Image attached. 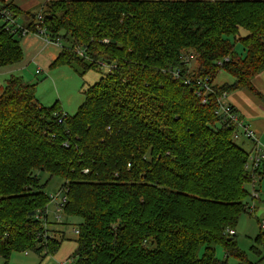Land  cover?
Masks as SVG:
<instances>
[{
	"label": "trees",
	"instance_id": "trees-1",
	"mask_svg": "<svg viewBox=\"0 0 264 264\" xmlns=\"http://www.w3.org/2000/svg\"><path fill=\"white\" fill-rule=\"evenodd\" d=\"M1 6L35 29L34 15ZM45 6L43 26L52 40L71 44L51 68L75 62L110 70L73 116L59 103L38 104L36 85L22 77L0 87V258L8 264L13 253L59 251L63 241L45 228L51 197L39 176L48 174L65 181V216L82 221L74 264H227L217 258L218 247L247 264L226 232L250 213V154L235 143L240 127L216 112L225 95L244 89L259 95L253 80L264 72V0H47ZM6 26H0V70L24 59L23 37ZM76 47L87 57H78ZM221 72L236 82L213 85ZM187 80L212 83L205 105ZM255 244L264 248L262 230Z\"/></svg>",
	"mask_w": 264,
	"mask_h": 264
},
{
	"label": "rangeland",
	"instance_id": "rangeland-1",
	"mask_svg": "<svg viewBox=\"0 0 264 264\" xmlns=\"http://www.w3.org/2000/svg\"><path fill=\"white\" fill-rule=\"evenodd\" d=\"M36 1L38 3L44 4L40 10H37V6L30 9L31 14H33L34 16L38 15L40 12H43V10L45 9L44 7H47L45 6L47 2L46 0ZM19 25L23 26V24L21 23H19ZM34 35L35 34H28L27 37L25 36V38L21 40V45L24 50V59L22 63L16 66V69L17 67H19L18 69H20V71L13 73V75L15 77H22L25 82L36 85V102L38 104H41L44 107H52L54 104L59 103V105L62 107L63 113L73 116L77 112L78 108L84 103L85 92L90 87L97 84L103 77V75L109 72L110 68L106 67L100 68L98 70H84V68L80 64L75 62L71 66L51 68L49 65L53 62V60H55V58H57L62 48H70L71 44L68 42L66 43V41L62 40L60 46H56L54 44L48 45L46 44L47 42L44 39L34 40ZM246 35L247 32L242 31V36ZM42 49L43 51L40 52ZM241 49L237 47V50L239 52L241 51ZM37 53H39V56L35 61L33 60V58ZM86 63L89 64L88 61H86ZM192 66L193 68L191 69V71L197 69L196 63H193ZM36 70H39L40 73H37ZM11 76L12 75L10 74H1L0 87L5 86L6 81ZM252 95L258 99L260 98V96L255 93H252ZM224 99L226 100V97H224ZM260 99L264 102V97H261ZM243 138L244 137L240 132V139L235 140L236 145L240 146L242 149L244 148V145L241 142V139ZM247 148L246 150H249ZM39 177L41 180V185H46L44 188V192L49 197L57 196L59 192H61L65 184V181L63 179L58 177L51 178L48 174H41ZM62 219L63 223H58L55 206L54 203L51 202L48 205V223L50 226L49 231H51L50 233L53 237H56L57 239L63 241L59 251L54 256H39L34 252L13 253L7 263L74 264L72 256L77 250V235L75 234V230L79 228V225L82 221L81 219L77 218L68 219L65 214H62ZM245 219L246 220L244 222L242 220V222L240 223L241 227L239 228L240 231L238 232L239 235L237 236L236 242H243V248L251 253V250L255 246V243L252 242L250 238L246 237L245 231L247 229V222H250L248 219L252 218H249L247 216V218ZM252 221H254L257 227V222L255 221V219H252ZM216 251L217 257L222 260L225 256L224 249L220 247L219 249L217 248ZM199 254L200 256L203 254V249ZM5 262L6 261L3 258H0V264H5Z\"/></svg>",
	"mask_w": 264,
	"mask_h": 264
},
{
	"label": "crops",
	"instance_id": "crops-1",
	"mask_svg": "<svg viewBox=\"0 0 264 264\" xmlns=\"http://www.w3.org/2000/svg\"><path fill=\"white\" fill-rule=\"evenodd\" d=\"M3 2H5L6 5L11 4L12 6L19 9L23 14H30L31 16H33V14H31L30 12V9L32 7L37 6L38 7L37 10L38 9L40 10L44 4V3H38L36 0H0V5H2ZM17 21L23 24V26H27V24L29 23V21H27V18L24 17L23 15L19 16L17 18ZM1 24L2 22L0 21V26ZM33 37L35 38L34 40H39V39L43 40L42 38H38L35 35ZM42 51L43 49L40 52ZM38 56H39V53H37L34 56L33 60L36 61ZM52 63L49 66H51ZM17 65H14L6 69H1L0 75L5 73L8 75L10 74L14 76L13 73L20 71V69H18L19 67H17L16 69ZM36 72L40 73L39 70H36ZM235 82H236L235 79L230 74L226 72H221L213 83L215 86L221 87L224 85H233ZM253 86L255 90L259 93L260 98L261 97L263 98L264 97V72L256 76V78L253 80ZM260 98L258 99L254 97L252 95V92L248 91L247 89H244V90H239V91H236V92H233L227 95L225 103L231 105L237 110L240 116L244 119L245 124L250 128V130H252L255 133V136L258 142L260 143L261 147L264 148V102ZM243 137L244 138L241 139V142L244 145L243 149L247 153H251L254 150V142L250 139H247L244 135ZM246 148L249 150H246ZM246 190L250 194L247 202H248L249 212L251 214L245 213L240 217L238 225L235 229V232H236L235 238L237 240V236L239 235L238 232L240 231L239 228L241 227L240 223L242 222V220L244 222L246 220L245 218H247L248 216L249 218L255 219V221L257 222V227L254 221H252V219H248L250 222H247V229L245 231V235L246 237L250 238L252 242L255 243V239L260 234L261 230L264 232V225L263 226L260 225L261 223L264 222V161L262 162L259 171L256 173L254 180L246 186ZM237 244H238V247L242 250V252L246 254V260L248 262L247 264H264V260H263L264 259V248L263 247H260L254 244L256 249L255 251L251 250V253H250L245 248H243V245H244L243 242L241 243L237 242ZM219 248L220 247H218V249ZM220 261H226L227 264H239L240 263L233 258H228L226 253H225L224 258Z\"/></svg>",
	"mask_w": 264,
	"mask_h": 264
},
{
	"label": "built area",
	"instance_id": "built-area-1",
	"mask_svg": "<svg viewBox=\"0 0 264 264\" xmlns=\"http://www.w3.org/2000/svg\"><path fill=\"white\" fill-rule=\"evenodd\" d=\"M44 13L40 12L38 15L34 17V24H35V29L29 30L26 26H21L19 25L17 18L14 17L13 13L8 10L4 9L0 5V19L1 22L4 23L6 26V30L9 31L12 34H20L23 38L27 36L28 34H35L39 38L44 39L48 44H54L56 46L61 45V40H52L50 37L47 29L43 26L44 23ZM74 53L81 57V58H86V53L85 51L80 48L76 47L74 48ZM225 61H228V59H225ZM176 77L178 75L176 74ZM187 85H195L197 87L196 94L199 97H203V104L205 105L207 103V99L205 98V95L211 92L212 90V83L208 81H203V80H187L185 82ZM226 97V95L224 96ZM219 114L223 121L225 123H235L237 124L244 136L247 139H250L254 142V150L249 156V163L246 166L247 170L250 172L252 175V179L254 180L256 173L259 171L262 162L264 161V148L261 147L260 143L258 142L257 138L255 137L254 133L250 128L242 121H240V115L234 111V108L229 105V104H223L221 106V109L216 112ZM63 114L62 116H57L58 122L61 124L63 122ZM235 139H240V134H235ZM130 166V165H129ZM88 171H85L87 173ZM257 197V196H256ZM67 193L66 190H61L57 196H52L51 197V202L54 203L55 206V212L57 213V221L58 223H63L62 222V214H64V208L67 203ZM48 214V213H47ZM45 228L49 231V223L47 222L45 224ZM50 232V231H49ZM51 234V233H50ZM75 234L78 236L79 230H75ZM228 236L234 237L236 235L235 230H228L226 232ZM27 253V252H26ZM64 264V263H62Z\"/></svg>",
	"mask_w": 264,
	"mask_h": 264
},
{
	"label": "water",
	"instance_id": "water-1",
	"mask_svg": "<svg viewBox=\"0 0 264 264\" xmlns=\"http://www.w3.org/2000/svg\"><path fill=\"white\" fill-rule=\"evenodd\" d=\"M191 91L193 92V89H191ZM230 240H232V239H230Z\"/></svg>",
	"mask_w": 264,
	"mask_h": 264
}]
</instances>
